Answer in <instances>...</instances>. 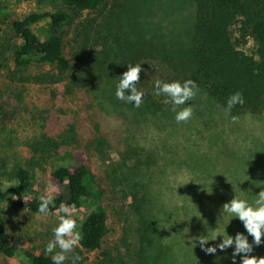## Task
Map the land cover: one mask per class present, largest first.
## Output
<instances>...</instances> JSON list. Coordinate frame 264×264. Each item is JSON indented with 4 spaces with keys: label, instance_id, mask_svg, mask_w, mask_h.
<instances>
[{
    "label": "trees",
    "instance_id": "trees-1",
    "mask_svg": "<svg viewBox=\"0 0 264 264\" xmlns=\"http://www.w3.org/2000/svg\"><path fill=\"white\" fill-rule=\"evenodd\" d=\"M59 1L65 8L75 12L76 16L82 11L107 7L104 19L97 22L99 28L94 29L92 39L95 53L90 51L85 60L87 46L83 45L74 55L76 64L65 56L60 35L51 34L40 38L31 28L43 19H48L53 29L61 28L69 21V12L56 8L54 11L32 12L19 17L8 11V0H0V69L6 63L13 64L12 79L36 66L53 69V72L39 75L25 73L27 77L24 79L25 82L52 85L47 100L39 106L33 105L37 110L40 109V135L29 145L34 154L31 157L34 166L42 168L41 164L47 160H58L52 163L48 176L58 191L50 208H57L63 203L74 205L73 211L87 209L82 218L72 214L82 233L80 247L87 251L100 250L107 232L108 212L103 203L104 177L97 176L91 161L96 156L103 163L110 160L107 164L110 169L106 174L107 180L115 191L122 192L124 201L131 200L128 207L133 241L130 242L128 232L122 236L124 246L131 247L128 250V264H188L193 249L186 235L195 231V227L208 229L212 213L208 211L204 215L207 217L200 219L194 213V218L175 220L174 230L183 238L180 243V250L183 251L181 258L161 227V205L157 191L144 180L146 177L143 173L149 167L146 153L144 155L143 148L131 146L122 137L117 140L112 138L106 129L104 113L106 101L120 102L114 95L115 86L130 63L142 64L137 87L145 95L140 108L161 111L170 105L163 102L162 95H155L154 81L150 84L144 81L145 61L158 60L165 67L167 76L158 79L182 81L181 60L178 55L171 53H141L139 39L132 37V31L136 29V0H111L110 3L107 0ZM192 3L193 17L183 58L189 60L194 80L224 109L227 98L240 91L244 103L235 105L229 115L262 114L264 0H192ZM90 33L91 28H87V41L91 38ZM250 43L252 50L248 53L246 48ZM57 84H61V88L58 89ZM2 86L0 119L5 114V107L10 104L8 99H4L5 95L11 93L12 98L20 102L26 91L24 85L18 88L13 83H3ZM81 128H84V134ZM111 152L118 154L119 160L113 161ZM35 156H39L40 160ZM14 178L17 181L15 186L0 189V202L13 198L17 207L39 214V197L26 195L31 186L30 171L17 166ZM189 210L184 209L186 216ZM53 213L60 215L58 212L49 214ZM16 254H22L28 264H52L50 255L10 241L6 222L0 214V255L11 258ZM102 255V264L111 263L109 252L105 251Z\"/></svg>",
    "mask_w": 264,
    "mask_h": 264
},
{
    "label": "rangeland",
    "instance_id": "rangeland-1",
    "mask_svg": "<svg viewBox=\"0 0 264 264\" xmlns=\"http://www.w3.org/2000/svg\"><path fill=\"white\" fill-rule=\"evenodd\" d=\"M110 1L111 0H107ZM56 8L65 9L71 17L61 28H52L48 19L31 26L40 37L46 38L58 34L63 40L65 56L74 64L75 53L80 47L87 46L84 59L95 53L93 46L97 22L104 19L107 7L93 11H82L76 16L75 12L65 8L59 0H8V11L19 17L29 13L54 11ZM135 26L132 37L140 41L139 49L144 54L171 53L181 60L182 80L193 79L194 73L188 59L183 58L187 48V32L190 29L193 15L192 0H136L134 3ZM2 27H5L2 25ZM87 28H91L90 40L85 39ZM127 28V27H126ZM130 31V30H128ZM94 48V49H93ZM247 52L252 50L250 43ZM144 81L148 84L161 76H167L165 67L158 60H146ZM13 64L6 63L0 69V90L3 83L26 86L22 101L17 102L11 93L5 95L9 105L0 119V189H6L17 184L14 170L23 166L32 175L31 186L26 195L51 196L58 195L57 188L48 180L52 163L57 159L42 163V168L34 166L31 157L34 155L30 143L40 135V109L35 108L47 100L48 90L52 85H40L35 82H25V73L39 75L53 72L52 67L36 66L24 74H17L14 79ZM20 76H24L19 78ZM11 77V78H10ZM23 79V81L19 80ZM198 85V84H197ZM58 89L61 84H57ZM197 95L187 102L192 105L193 115L187 121L177 122L171 105L161 111L141 109L119 100L106 101V129L115 140L122 139L131 146L141 147L147 155L149 167L144 171V180L157 191L159 199L161 227L168 242L172 243L174 251L181 258L183 238L175 232V220L185 221L194 218V213L201 217L208 211L212 213L208 229L195 227V231L186 235L189 239L193 256L190 255L188 264H233V246L224 250L217 249L214 254H207L200 247L198 237L212 235V230L218 228L223 235L235 236L237 232L246 233L242 222L229 217H221L222 205L230 201L234 195L249 202L264 188V112L260 115L244 114L234 116L225 114L220 103L211 99L198 85ZM108 97V96H107ZM35 105V106H33ZM182 107V106H181ZM59 132V131H58ZM84 134V128H81ZM126 144V143H125ZM143 155V159H144ZM113 161L119 160L116 153H110ZM40 160L39 156H35ZM99 157H93L91 166L98 177L104 180L102 190L103 203L108 212L107 232L100 250L87 251L81 247L74 249L81 260L78 264H102L103 252L110 253L109 264H128L129 248L122 243L125 232L131 237V217L129 214L130 199L123 200L122 192L115 191L107 180L109 167ZM111 173V172H110ZM112 176V174L110 175ZM106 185V186H105ZM189 208L186 216L184 209ZM87 209L72 211L71 214L82 218ZM0 214L6 222L10 241L18 242L32 251L44 252V245L53 238L52 229L55 227L58 214L40 215L19 208L13 198L0 202ZM211 215V214H210ZM186 216V217H184ZM178 218V219H177ZM197 220V219H195ZM264 241V236H262ZM248 240L251 243L252 237ZM188 241V240H186ZM222 241H208L205 247ZM132 246V243H130ZM45 253V252H44ZM50 255V254H49ZM69 257L73 253L67 254ZM237 254L236 262L240 264ZM257 258L264 257V242L253 245L252 253ZM0 264H28L22 254L8 258L0 255ZM64 264H71L70 259ZM108 264V263H106Z\"/></svg>",
    "mask_w": 264,
    "mask_h": 264
},
{
    "label": "clouds",
    "instance_id": "clouds-1",
    "mask_svg": "<svg viewBox=\"0 0 264 264\" xmlns=\"http://www.w3.org/2000/svg\"><path fill=\"white\" fill-rule=\"evenodd\" d=\"M141 65L128 64L127 70L124 71L115 86L114 95L118 100L131 104L133 107H140L144 102V91L137 87L140 79ZM154 93L156 96H163L164 103L170 104L171 111L175 113L174 119L179 123L189 120L193 115V108L190 103L193 97L199 91L197 82L191 78L184 80H162L155 79ZM244 97L240 91L232 93L227 98L225 114L231 112L232 108L237 104H243ZM182 106V107H181ZM234 120L235 117L233 116ZM40 203L37 208L39 214L48 215L50 212H58L57 223L52 229L53 238L44 245L46 255L50 254L52 264H64L66 260L71 261V264H78L81 257L74 249L80 247L82 233L77 227L76 219L71 212L74 210V205L60 204L57 208H50L53 203L51 196H40ZM221 217H229V222L233 218H238L246 233L237 232L235 236L226 234L225 229L223 235L220 230L215 228L212 230V235L200 236L198 241L200 247L207 254L216 253L217 249L224 250L229 246H233L232 260L235 264L237 254H244L240 257V264H264V257L257 258L254 255H248L253 251V245H260L262 236H264V188L255 195V199L249 202L247 199L235 196L228 202L224 203L221 208ZM252 237V242L248 240V236ZM222 237V241L215 246H207L208 241H215L217 237ZM73 253L71 257L67 254Z\"/></svg>",
    "mask_w": 264,
    "mask_h": 264
}]
</instances>
